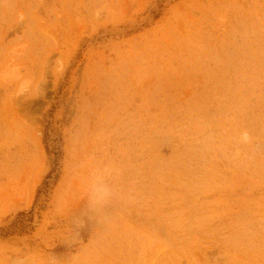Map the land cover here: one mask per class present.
Segmentation results:
<instances>
[{
    "label": "rangeland",
    "instance_id": "1",
    "mask_svg": "<svg viewBox=\"0 0 264 264\" xmlns=\"http://www.w3.org/2000/svg\"><path fill=\"white\" fill-rule=\"evenodd\" d=\"M0 264H264V0H0Z\"/></svg>",
    "mask_w": 264,
    "mask_h": 264
},
{
    "label": "clouds",
    "instance_id": "2",
    "mask_svg": "<svg viewBox=\"0 0 264 264\" xmlns=\"http://www.w3.org/2000/svg\"><path fill=\"white\" fill-rule=\"evenodd\" d=\"M107 195H108V193L106 192V190H104L100 187H97V188L93 189V191L91 193V201H92V203L99 202L100 200L105 198Z\"/></svg>",
    "mask_w": 264,
    "mask_h": 264
},
{
    "label": "bare ground",
    "instance_id": "3",
    "mask_svg": "<svg viewBox=\"0 0 264 264\" xmlns=\"http://www.w3.org/2000/svg\"><path fill=\"white\" fill-rule=\"evenodd\" d=\"M17 111V110H16Z\"/></svg>",
    "mask_w": 264,
    "mask_h": 264
}]
</instances>
